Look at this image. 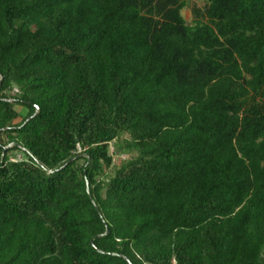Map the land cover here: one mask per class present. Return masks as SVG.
Returning a JSON list of instances; mask_svg holds the SVG:
<instances>
[{"label": "trees", "instance_id": "trees-1", "mask_svg": "<svg viewBox=\"0 0 264 264\" xmlns=\"http://www.w3.org/2000/svg\"><path fill=\"white\" fill-rule=\"evenodd\" d=\"M202 1L0 0V264H264V0Z\"/></svg>", "mask_w": 264, "mask_h": 264}, {"label": "rangeland", "instance_id": "rangeland-1", "mask_svg": "<svg viewBox=\"0 0 264 264\" xmlns=\"http://www.w3.org/2000/svg\"><path fill=\"white\" fill-rule=\"evenodd\" d=\"M193 3H196L198 6H203V1L202 0H192ZM183 15L184 17L186 18L187 21H191L192 19V14H191V11L190 10H185L183 11ZM23 115H26V111L25 110H22L21 108L18 109ZM113 148L111 147L110 149V153H113ZM21 155H17L16 158L17 159H21ZM127 158V155H124L121 157V159H126Z\"/></svg>", "mask_w": 264, "mask_h": 264}, {"label": "water", "instance_id": "water-1", "mask_svg": "<svg viewBox=\"0 0 264 264\" xmlns=\"http://www.w3.org/2000/svg\"><path fill=\"white\" fill-rule=\"evenodd\" d=\"M3 79V78H2Z\"/></svg>", "mask_w": 264, "mask_h": 264}]
</instances>
